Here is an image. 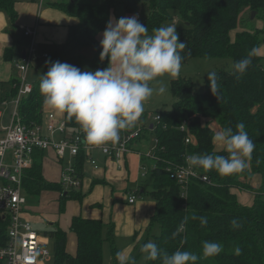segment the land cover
Wrapping results in <instances>:
<instances>
[{"label": "trees", "instance_id": "1", "mask_svg": "<svg viewBox=\"0 0 264 264\" xmlns=\"http://www.w3.org/2000/svg\"><path fill=\"white\" fill-rule=\"evenodd\" d=\"M139 1L55 3L58 10L76 19L68 27L64 47H92L95 50L93 63L100 67L107 65L108 59L100 60L99 57L102 49L98 35L104 31L116 3H121L127 12L132 13ZM0 9H4L11 19L14 18L13 0H0ZM245 9L247 12L241 16ZM148 11L141 23L148 28L149 34L171 19L173 11L184 21L185 26L178 32L179 42L186 44L184 50H178L182 63L194 56L230 58L232 61L229 69L211 70L218 75V97L211 93L207 75L203 92L194 91L190 79H172L170 91L174 101L170 108L159 110L156 114L159 118L151 123L152 127L145 124L141 135L134 140L135 143L143 141L147 139V134L152 133L156 141L154 151L157 159L154 168L149 171L152 179L148 190L154 200L155 211L150 216L149 225H157L159 233L153 236L152 242L169 254L181 250L198 256L204 241L223 245L219 255L201 258L196 264H264V57L258 54L259 47L264 44V28L254 24L256 19H264V0H149ZM253 11L255 15L251 19ZM249 54L251 64L247 71L242 75L235 73L232 68L234 62ZM14 82L17 91L20 79L15 78ZM39 83L40 79L31 84L32 90L19 103V114L26 124L42 122L44 103ZM145 116L143 112L139 119L143 121ZM63 117L68 135H84L74 119H69L66 113ZM212 120L219 127H231L234 132L239 122L245 124V130L255 144L251 158L247 160L248 167L243 172L228 176L196 168L210 181L190 180L185 190L186 197H183V189L169 177V168L185 164L186 158L193 154L228 155L212 142ZM182 123L186 124L184 131L179 128ZM186 137H189V143L185 142ZM43 157V150L34 152L33 163L23 176V188L27 195L39 202L43 198L56 202L58 213H61L68 200L80 201L84 193L80 189L65 191L60 180L46 177ZM76 162L82 176L85 163L83 152L77 156ZM252 174H257L260 179L256 188H252L249 182ZM236 188L252 191L251 205L238 201L233 192ZM193 213L206 217L207 224L201 226L199 220L189 219L173 238L172 233L180 229L184 217H191ZM233 219L239 222L240 227H232ZM104 227L100 219L74 216L69 230L76 235L77 242L75 253L70 254L66 250L67 232L55 226L49 232L53 240V264H104ZM0 233H5L4 225ZM107 238L111 246V264H118L112 229L108 230ZM146 241H136L133 246L140 252L141 245ZM236 246L241 249L239 255L234 254ZM144 264H161V261L145 259Z\"/></svg>", "mask_w": 264, "mask_h": 264}, {"label": "clouds", "instance_id": "2", "mask_svg": "<svg viewBox=\"0 0 264 264\" xmlns=\"http://www.w3.org/2000/svg\"><path fill=\"white\" fill-rule=\"evenodd\" d=\"M101 36L99 57L100 60L108 59L106 68L94 72L81 71L68 63L45 61L50 66L46 73L40 75L39 83L43 103L74 119L84 132L85 142L90 145L116 143L122 130L135 125L144 112V102L154 92L163 94L166 91L165 85L154 89L150 82L165 74L177 78L182 67L178 50L186 48L185 42H179L176 24L154 28L149 34L148 28L136 16L110 18ZM250 55L234 62L232 68L235 73L242 75L247 71L251 64ZM207 80L211 93L218 97L217 73L207 72ZM212 142L221 146L228 155H190L186 158L189 170H214L221 176H228L247 169V160L251 158L255 144L243 122L236 125L235 132L231 127L215 129ZM189 219L199 220L201 226L207 224L206 217L193 213L191 217H184L180 229L172 233L173 238ZM231 225L240 227L236 219L231 221ZM222 251L223 245L212 241L202 242L199 256L181 250L169 254L151 241L140 247L145 259H159L161 264H196L199 259L217 256ZM240 252V247L236 246L234 254L239 255ZM116 260L118 264H136L131 252H117Z\"/></svg>", "mask_w": 264, "mask_h": 264}, {"label": "built area", "instance_id": "3", "mask_svg": "<svg viewBox=\"0 0 264 264\" xmlns=\"http://www.w3.org/2000/svg\"><path fill=\"white\" fill-rule=\"evenodd\" d=\"M43 5L46 0H34ZM140 21L138 11L132 13ZM23 35L30 40L25 48V57L17 64L20 73V82L15 97L12 100L13 110L10 114L9 124L3 126L0 123V229L4 225L5 233L0 237V264H47L51 262L53 255L50 248L45 246L47 238L36 231L31 222L23 217L26 204V193L23 188V176L34 160L36 150H52L58 160H63L68 154V164L62 167L60 184L63 190L79 189L81 179L77 170V156L83 152L85 162L96 168L97 161L93 157L95 145L87 144L84 135L67 134L65 119L57 118L53 112H48L41 123L26 124L19 114L21 98L32 90L31 84H25L26 72L33 57L36 55L35 30L30 27L23 29ZM43 57H48L43 54ZM1 117V114H0ZM159 118L155 116V120ZM144 121L138 119L135 125L120 133V139L116 143L107 142L98 146V149L108 158L122 161L126 154L132 151L134 140L141 135ZM180 130L186 129L182 123ZM59 132L62 139L55 141L53 134ZM189 143V137L185 138ZM147 156L156 161L155 151L148 152ZM155 164L153 163V168ZM146 173L148 168L143 166ZM169 177L174 179L186 197V186L192 179H200L209 182L206 174L196 168L188 169L187 163L169 168ZM135 194L128 197V202L133 203Z\"/></svg>", "mask_w": 264, "mask_h": 264}, {"label": "crops", "instance_id": "4", "mask_svg": "<svg viewBox=\"0 0 264 264\" xmlns=\"http://www.w3.org/2000/svg\"><path fill=\"white\" fill-rule=\"evenodd\" d=\"M62 1L98 2L100 0H46L41 7H39V4L34 0H13V7L15 10V16L13 19L9 17L8 13L4 9H0V123L3 126L9 124L10 122V114L13 110L12 100L15 97L16 91L14 79H19L20 77V73L17 69V64L21 62L22 59H24L26 44L30 40L29 38L23 36V29L25 27H30L35 30V36L33 38L36 42V55L33 57V59L41 58V61L49 57L47 53H40L39 51L37 52L38 45L41 46L43 45V43H49L54 47L60 46L63 49L71 48H65L64 43L67 37L68 27L74 24L76 22V19L58 10L54 6L55 3ZM246 12L247 10L245 9L242 12V15H245ZM132 13L130 14L132 15ZM254 24L258 28H264V19H256L254 21ZM100 34H102V32ZM100 34L98 35V38L101 40L102 36H100ZM43 54H47L48 57H43ZM258 54L264 57V44L259 47ZM42 112V120L45 118L48 112H53L57 118L64 119V113L56 111L54 109H50L45 104H43ZM211 122L212 123L210 125L212 128L213 124H215V128H219L215 120H212ZM143 142L144 140L136 141V143L134 142L132 151L126 154L122 161L118 162L116 160H113L112 158H108L104 154H102L98 148H95L98 150H96V152H93V157L96 159L98 166L96 168H93L89 163H84V171L81 179V186L79 188L84 193V196L86 195V188L90 192L97 184L107 185L110 187V199H106L103 201H92L88 203V206L91 209L95 210L94 213H91L89 210H87L89 209L87 207V204L82 202L84 198L83 196L80 201L68 200L65 204L63 212L61 213H58L57 203L51 209L54 210V212H48V214L46 213V211H43L42 208H29L25 204L23 217L29 220L31 224L34 221L40 220L48 222L52 229L58 225V227L65 230L67 232V243L69 241L68 248L66 243V249L70 254H74L76 251L77 239L76 235L69 230L72 218L76 215H82L86 218L100 219L102 222L107 223V221L110 219H108V213L104 210H106L107 207H110V204L116 207H120L121 205H123L120 204L122 202L115 201V197L113 194L114 184L119 185L122 183V191L126 194L124 203L133 206V209L135 211L134 214L137 217H140V220H142L141 222H143L144 220L146 223H149L150 216L155 211L154 200L152 201L151 207H149V204L145 201V203L136 204L137 198L140 197L142 193L147 192V190L142 187V184L144 182L138 183V178L134 179L130 177L131 172L133 171V169L131 168L133 164L136 166L137 176L142 178L150 174L149 171L153 168L152 159L147 156L148 152L151 151L147 150L148 152H141L145 151L141 147L144 144ZM215 146L217 148H222L216 144ZM95 149L93 151H95ZM45 151H49V156H46L45 158L44 154L43 171L46 177L52 180L59 181L64 159L58 161L55 153L51 149L44 150L43 152L45 153ZM51 157L55 159L56 163H54ZM143 166H146L148 168V171L146 173H144L142 169ZM132 181H134L136 184V189L134 190L128 187V183ZM233 192L236 194L237 199L240 203L244 205L252 204V191L251 193H248L244 189L236 188L233 190ZM131 194L136 195V199L133 203L128 202V197ZM67 206L68 211H66ZM117 209L118 208H115L114 211H117ZM61 214L63 217L62 222L60 221Z\"/></svg>", "mask_w": 264, "mask_h": 264}, {"label": "rangeland", "instance_id": "5", "mask_svg": "<svg viewBox=\"0 0 264 264\" xmlns=\"http://www.w3.org/2000/svg\"><path fill=\"white\" fill-rule=\"evenodd\" d=\"M136 8V7H135ZM149 9V0H140L137 5V9L135 11H138L140 14V22L142 19L145 18V16L148 14ZM130 12H127L124 6L121 3H116L114 7L111 10V18H120V17H130ZM171 19H168L163 22L162 26H166L168 24H176V31L177 34L179 30L185 26L184 21L178 16V14L173 11L172 12ZM248 15V14H247ZM246 15V16H247ZM242 16V14H241ZM239 22V26H240ZM24 36V35H23ZM101 36V34H100ZM26 37V36H25ZM28 38V37H27ZM40 53H47L49 55L48 58H45L40 61L39 58H35L32 60V63L26 72L25 77V84H33L35 81L40 79V75L47 72L49 64H46L45 61L55 62L59 61L62 63H68L70 65H74L78 67L81 71H96L98 69H104L108 66H96L92 59L95 53V50L92 47H71L70 49H63L60 46L54 47L51 46V44L47 43L37 47V52ZM62 51V52H61ZM232 65V61L230 58H217V57H200V56H194L187 60L186 62L182 63V67L179 73L178 77L190 79L192 83L194 84V91L196 92H203L205 89V78L207 75V72L219 69V68H225L229 69ZM17 73V72H16ZM177 77V78H178ZM174 78H171L167 74L161 77H157L156 80L150 82V86L154 89H158L161 84L166 86V91L163 94H154L144 102V113H146V116L144 118L145 124H151L154 123L155 116L158 113L159 110L162 109H168L171 106V103L174 101L173 96L170 91V82ZM213 129L215 128V124H213ZM62 135L59 132H55L53 134V139L55 141H58L62 139ZM144 144L141 146L146 152L147 150L153 151L156 147V141L155 137L152 133L147 134V139L144 140ZM96 148L100 145H95ZM221 147V146H220ZM95 151L93 152H96ZM148 152V151H147ZM49 151H45V158L48 155ZM96 154V153H95ZM50 158V157H48ZM51 159L55 162V159L51 157ZM154 163L155 160H152ZM68 164V154L64 156V161L62 166H66ZM133 171L131 172L130 177L131 178H138V183H143L142 187L147 190V192L142 193L140 197L137 198V203H145L147 202L149 204V207L152 205L153 198L151 194L148 192L150 189L151 184V174L146 175L144 178L137 176L136 172V166L133 164L131 166ZM48 176H56V175H48ZM250 184L252 188H256L259 183L260 179L257 174H252L250 177ZM128 187L132 190L136 189V184L134 181L128 183ZM123 186L122 183L119 185L114 184L113 188V194L115 197L116 202H122L120 204V207L112 206L110 204V207H107L106 211L108 220L107 223L103 222L105 224V227L103 229V250H104V258L103 263L104 264H111L112 263V253H111V246L107 238L108 230L112 229L113 233V244L116 246L118 252L119 251H125V252H131L132 257L136 258V264H144L145 262V255L141 252L136 250L134 245V242L138 241V243H142L143 240L153 241V236L157 235L159 233V228L157 225H153L152 227L149 225V223L141 222L140 217H137L134 213L133 206L125 204V197L126 194L122 191ZM248 193H251L250 190L244 189ZM86 195L84 196L82 202L87 204V207L91 213H94L95 210L91 209L88 206V203L92 201H99V200H106L110 199V187L107 185H95L92 191H88L86 188L85 190ZM145 201V202H144ZM56 202L50 201V199L43 198L40 202L37 198L29 196L26 194V206L29 208H42L43 211L48 212H54V210H51L53 206H55ZM103 204V203H102ZM118 204V203H117ZM135 204V206H136ZM115 208H118L117 211H114ZM41 210V211H42ZM150 210V208H149ZM66 211H68V206ZM63 217L61 214L60 221L62 222ZM110 221V222H109ZM32 226L36 231L40 232L41 236H44L47 238V242L45 243V246L47 248H50L52 255H53V240L49 235L50 230L52 229L51 226L48 224V222L45 221H34L32 222ZM69 245V241L67 243V248ZM67 250V249H66ZM47 264H53V261L47 263Z\"/></svg>", "mask_w": 264, "mask_h": 264}, {"label": "water", "instance_id": "6", "mask_svg": "<svg viewBox=\"0 0 264 264\" xmlns=\"http://www.w3.org/2000/svg\"><path fill=\"white\" fill-rule=\"evenodd\" d=\"M254 15H255V12L253 11V12L251 13V15H250V18H251V19L254 18ZM150 127H152V125H151Z\"/></svg>", "mask_w": 264, "mask_h": 264}]
</instances>
